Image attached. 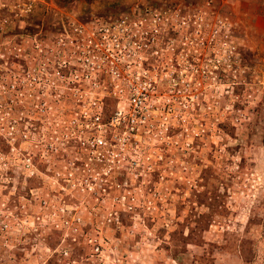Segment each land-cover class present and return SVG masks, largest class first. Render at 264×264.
Returning <instances> with one entry per match:
<instances>
[{
	"label": "rangeland",
	"instance_id": "374dc122",
	"mask_svg": "<svg viewBox=\"0 0 264 264\" xmlns=\"http://www.w3.org/2000/svg\"><path fill=\"white\" fill-rule=\"evenodd\" d=\"M96 17L140 26L132 132ZM0 264H264V0H0Z\"/></svg>",
	"mask_w": 264,
	"mask_h": 264
},
{
	"label": "built area",
	"instance_id": "2783aa9c",
	"mask_svg": "<svg viewBox=\"0 0 264 264\" xmlns=\"http://www.w3.org/2000/svg\"><path fill=\"white\" fill-rule=\"evenodd\" d=\"M152 19L155 18L153 17ZM139 27L136 22H131L127 17H96L94 20L85 23L79 22L73 25L72 31L74 36L72 39H69L71 45L76 47L73 52L78 63L79 61L89 63L95 61L94 64H96L98 71L105 69L104 72H108L112 78H122L126 82L122 87L119 88L117 86L118 88L114 89L120 95L122 93L129 94V100L131 99L129 103L130 107L121 116V118H124V122H121V118L119 117L115 127L122 128L126 122V127L127 129L130 128V132L134 130V125L137 122L146 120L144 112L146 108L144 105L147 101V95L151 90V83L148 82L147 85V72L145 70L144 73L137 74L138 80H135V75L129 72L131 60H137L141 57L137 48L143 45V43L135 39L137 36L136 31H138ZM144 31H142V34ZM153 31H157L156 26L149 30L151 33ZM67 61L69 63V60H65L64 64ZM85 75H88V73L86 72ZM95 117H98V115ZM97 141L100 144L103 142L102 139H98Z\"/></svg>",
	"mask_w": 264,
	"mask_h": 264
}]
</instances>
